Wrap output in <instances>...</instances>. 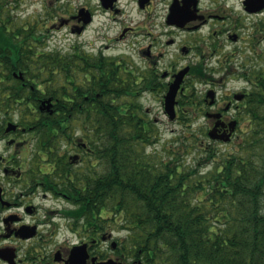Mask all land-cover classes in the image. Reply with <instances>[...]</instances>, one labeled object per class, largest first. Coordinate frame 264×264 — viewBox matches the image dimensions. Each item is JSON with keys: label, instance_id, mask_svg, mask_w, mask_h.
I'll return each mask as SVG.
<instances>
[{"label": "flooded vegetation", "instance_id": "af4514ba", "mask_svg": "<svg viewBox=\"0 0 264 264\" xmlns=\"http://www.w3.org/2000/svg\"><path fill=\"white\" fill-rule=\"evenodd\" d=\"M111 28L117 35L106 36L111 41L96 52L80 43L67 50L60 46L90 30L96 34L87 40L92 49ZM115 41L140 46L138 55L154 65L168 58L174 44L187 55L199 50V64L210 56L214 95L207 96L208 89L203 101L217 107L205 111L215 114L207 117L209 128L223 136L235 128L232 141L241 120L249 128L257 123L256 109L264 124V0H0V264H144L137 251L123 248L126 241L114 236L117 231L108 229L104 210L92 217L80 213L73 196L75 188H88L83 167L103 168L89 133L90 113L103 102L100 77L106 62H114L122 85L133 89L120 97L135 95L138 84L142 91L164 92L166 112L164 97L174 75L189 66L186 79L207 68L151 66L148 76L137 78L123 66V54L119 60L105 57L103 48ZM59 58L71 63L69 71H43V60ZM76 59L85 62V72L75 71ZM229 80L240 85L218 96L215 86ZM61 85L65 92L58 91ZM230 110L236 113L228 116ZM50 115L60 118L49 121ZM49 124L53 135L46 139Z\"/></svg>", "mask_w": 264, "mask_h": 264}, {"label": "trees", "instance_id": "16d2710c", "mask_svg": "<svg viewBox=\"0 0 264 264\" xmlns=\"http://www.w3.org/2000/svg\"><path fill=\"white\" fill-rule=\"evenodd\" d=\"M74 61L75 71L85 72V62ZM70 64L61 58L43 60V71H69ZM103 70V104L91 111L89 132L103 168L84 170L88 188L73 191L80 213L92 217L104 210L108 221L129 230L123 248L137 251L145 264H264V124L257 109V123L247 131L252 136L241 138L237 151L219 159L213 149L202 148L196 162L185 164L184 152L203 146L200 136L186 134L190 142L169 148L168 158L146 151L150 145L155 150V121L140 120L142 107L119 102L133 89L130 83L122 85L114 62L107 61ZM58 91L66 88L61 85ZM193 93L189 85L181 96L188 123L192 120L187 115L192 116L200 101ZM59 118L50 115L49 121ZM52 127L48 125L46 139L52 137ZM200 133L208 135L206 128Z\"/></svg>", "mask_w": 264, "mask_h": 264}, {"label": "rangeland", "instance_id": "374dc122", "mask_svg": "<svg viewBox=\"0 0 264 264\" xmlns=\"http://www.w3.org/2000/svg\"><path fill=\"white\" fill-rule=\"evenodd\" d=\"M117 28H111L108 29L106 32H102V36L98 37L97 41H96V45L95 47H93L91 49V47L89 46L87 40H89L90 38L96 36V34L94 33V31H86L85 33L78 35L75 34L74 36H70L68 39H63L62 43H60V46H62V50H67L70 47V45L72 43H80L83 47L85 45V47L89 50H92L93 52H96L97 50H99V48L103 47L104 45L108 44L111 40L105 38L106 36L109 37L110 39H114L115 36L117 35ZM182 38L184 42H188V37H186L187 35H184V33L181 34ZM190 36V35H189ZM194 41V38L192 39ZM126 43H118V42H114L112 43V46L110 48L104 49L103 51L106 54L105 57H108L107 59H115V60H119V56L123 55L125 56L124 59H121L122 62H124L123 66L126 65V67L128 66L129 70L131 71H135L136 74H133L134 77H142L143 75H146L147 73H149L150 71H148L149 69H151V66H157L158 68H161L162 70H169V71H174L180 67H182V65L184 64H188V63H194V65L198 68V66H203L206 67L207 70L205 72H198V75H188L185 79V82L183 84L184 90L189 86L192 85L193 86V90L194 93L193 95L195 97H197L198 100H200L199 102H197L196 108H194L195 112L191 115H187L189 116V118H191L192 122L188 123L186 120V118L183 115V108H181L182 106L180 105V102L182 100V95L180 93V99H179V103H178V114L179 117L177 119H169V115L164 111L163 105H162V96L164 92H160L157 93L155 92H150V91H142L140 89V85L138 84L137 86H135V90L137 91V89H139V91L141 92H137L135 95H131L129 97H120L118 100L119 102L122 103H127L132 102V104L134 105V107L136 109H138L137 107H142L143 109L139 110V115H148V117L150 119L155 120V124H156V130L158 133V137L159 139H157L158 143H156L155 145V150H153V146L150 145L148 146L146 149V151H151L152 153L157 154L159 157L164 156L165 158H168V149L169 148H176L179 147L182 143L185 142H190V138L185 137L186 134L194 132L198 135V137L200 138V140H202V144L203 146L198 149L197 147H190L188 148L189 151L184 152L185 153V158L184 159V163H194L196 162L194 158L199 157L201 154H203L202 152H204L202 150L203 149H213L215 152H217V158L221 159L223 157L224 154H226L228 151H237L239 149V141L241 138L244 137H251V133H248L247 130L249 129V127H246L245 124V120H241L239 122V127L236 130V133L234 135V140L229 141V142H223L221 141H214L213 139H211L208 135H202L200 133L201 129L206 128V131H208L209 129V124H210V120L205 117V111L207 109H210L209 111H214L216 110V107L212 106L211 104L204 103L203 98L205 95V92L209 89V88H213V86L211 85L212 81H211V76H210V56L205 57V63L203 64H199V61H203L202 57L199 55L200 52L199 50H195L194 52L190 53L189 55L187 54H183L181 53V49L180 46L178 44H174L171 45L168 48V58L162 60L161 62H158V64L154 65L152 64V62L148 61L145 57L138 55V52L140 50V46L136 47V46H127ZM146 43V42H145ZM203 43V42H202ZM198 44V45H202ZM146 46L144 45V48ZM206 49H208L210 51V48L205 47ZM71 53V52H70ZM63 54V52H62ZM123 54V55H120ZM140 54V53H139ZM178 55V56H176ZM109 61V60H108ZM110 62V61H109ZM160 74V72H159ZM148 76V74H147ZM171 78V77H170ZM169 78V79H170ZM163 79V78H161ZM168 78H165V81L169 80ZM223 85V86H222ZM221 86H215L218 89V96H222L223 98L225 97L223 94L225 92L231 91L232 89H236V85H240V84H235V82H231L226 81L224 84H222ZM183 90V91H184ZM225 104H220V107H224ZM149 109V112H147V110ZM189 110H191V108H188ZM135 110V109H134ZM235 110H230L229 112H227V115H233L235 114ZM186 116V115H185ZM188 124H191L190 126ZM190 131V132H189ZM201 134V135H200ZM90 137L91 133H90ZM91 142V140H90ZM153 150V151H152ZM207 166L205 167V169L203 168L202 172H206L209 170V168H211V166L213 165L212 163H208L206 164ZM99 166V165H97ZM85 170L91 168L89 165H86ZM101 170V166L98 167ZM108 225H111L110 227ZM106 226L108 227V229H110L112 231L115 230L116 234L114 236H116L119 239H123V240H127L129 237V230L128 229H120L119 228V224L117 223H113V221H108L106 220ZM127 242V241H126ZM109 243H106V247L109 249Z\"/></svg>", "mask_w": 264, "mask_h": 264}, {"label": "water", "instance_id": "95a60500", "mask_svg": "<svg viewBox=\"0 0 264 264\" xmlns=\"http://www.w3.org/2000/svg\"><path fill=\"white\" fill-rule=\"evenodd\" d=\"M189 67H186L184 69H182L181 71H179L174 77V81L171 83V85L169 86V91L167 92V94L165 95V104H166V111L168 112L170 119H174L176 117V108H174L176 106L177 100V94L179 91V88L181 86V83L184 80V76L185 74L188 72ZM213 95V90H209L208 92V96H212ZM213 97V96H212ZM209 116H212L214 114H208ZM234 128H232L233 130ZM232 130L230 131V133H227L226 136H223V134H218L216 127H214L213 129H211L209 131V135L210 137L214 138V139H223V140H229V136H231L232 134Z\"/></svg>", "mask_w": 264, "mask_h": 264}]
</instances>
